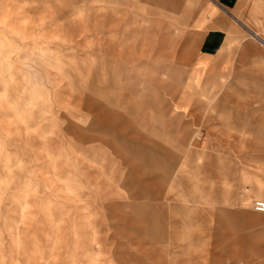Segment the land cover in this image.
<instances>
[{
    "label": "rangeland",
    "instance_id": "obj_1",
    "mask_svg": "<svg viewBox=\"0 0 264 264\" xmlns=\"http://www.w3.org/2000/svg\"><path fill=\"white\" fill-rule=\"evenodd\" d=\"M206 2L0 0V264H264V0L199 60Z\"/></svg>",
    "mask_w": 264,
    "mask_h": 264
},
{
    "label": "crops",
    "instance_id": "obj_2",
    "mask_svg": "<svg viewBox=\"0 0 264 264\" xmlns=\"http://www.w3.org/2000/svg\"><path fill=\"white\" fill-rule=\"evenodd\" d=\"M177 0H157L161 6L169 5L170 2ZM207 2L201 8V11L194 19V31L199 36V60L211 58L218 51L226 39V34L231 32V22L236 20V15L240 11H246L248 8L249 16L251 12L252 0H206ZM166 3V5H165ZM118 10H116V14ZM246 17V13H244ZM247 32L260 41V39L251 29ZM161 65V63H160Z\"/></svg>",
    "mask_w": 264,
    "mask_h": 264
},
{
    "label": "built area",
    "instance_id": "obj_3",
    "mask_svg": "<svg viewBox=\"0 0 264 264\" xmlns=\"http://www.w3.org/2000/svg\"><path fill=\"white\" fill-rule=\"evenodd\" d=\"M252 210L257 213H263L264 214V199L254 201L252 203Z\"/></svg>",
    "mask_w": 264,
    "mask_h": 264
},
{
    "label": "bare ground",
    "instance_id": "obj_4",
    "mask_svg": "<svg viewBox=\"0 0 264 264\" xmlns=\"http://www.w3.org/2000/svg\"><path fill=\"white\" fill-rule=\"evenodd\" d=\"M258 201V200H257Z\"/></svg>",
    "mask_w": 264,
    "mask_h": 264
}]
</instances>
